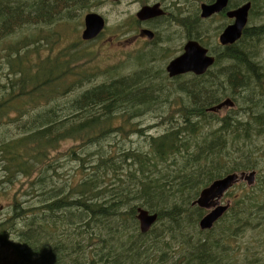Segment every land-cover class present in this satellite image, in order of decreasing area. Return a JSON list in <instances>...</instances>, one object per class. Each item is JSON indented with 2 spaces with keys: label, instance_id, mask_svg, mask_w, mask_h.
Here are the masks:
<instances>
[{
  "label": "trees",
  "instance_id": "trees-1",
  "mask_svg": "<svg viewBox=\"0 0 264 264\" xmlns=\"http://www.w3.org/2000/svg\"><path fill=\"white\" fill-rule=\"evenodd\" d=\"M94 1L0 0V44L21 29L69 22ZM183 1L178 5L165 1L168 10L155 20L188 26L187 31L193 30L189 40L200 42L201 4L188 14L197 27L189 26L181 10L193 1L213 0ZM241 1L229 0L228 8ZM245 3H250L248 17L256 9L263 17L264 0ZM155 20L150 22L157 24ZM40 32L31 30L9 45L2 57L0 183L11 185L19 176L27 180L35 175L32 188L40 186L39 199L33 194L31 200H13L14 211L0 223V245L15 254L13 264H263L264 255L250 253L248 247L238 260L234 245L248 227L264 228V198L259 194L264 191V174L232 197L228 211L210 230L199 229L205 210L192 202L213 181L252 169L253 162H239L236 112L219 118L207 109L222 96L240 95L238 99L251 103L256 111L262 138L264 67L256 57L258 47L264 46V25H246L232 45L210 48L215 57L212 69L178 84L186 100L175 107V113L154 116L149 125L128 131L121 123L143 115L141 108L156 112L171 106L170 97L158 99V86L150 83L154 77L132 73L84 87L93 73L84 60L79 61L80 55L69 54L67 46L34 59L43 39L51 36L49 48L61 39L56 31L48 36ZM10 110L17 114L8 115ZM159 127H163L160 134L149 133ZM129 137H136L137 145ZM63 140H74L75 146L65 151L60 162L49 151L58 152L56 145ZM111 147L117 152L112 154ZM71 163L65 179H57L55 174ZM47 178L60 185L48 191L39 181ZM55 191L61 197H51ZM138 208L157 215L146 233L136 221ZM261 237L264 246V229Z\"/></svg>",
  "mask_w": 264,
  "mask_h": 264
},
{
  "label": "rangeland",
  "instance_id": "rangeland-1",
  "mask_svg": "<svg viewBox=\"0 0 264 264\" xmlns=\"http://www.w3.org/2000/svg\"><path fill=\"white\" fill-rule=\"evenodd\" d=\"M165 1L170 0H96L95 3L90 6V8L82 13L75 14L76 17L73 19H68L69 22H64L55 26H45L39 29H21L14 34L11 39L7 40L5 43L0 44V76L3 75L5 69L3 68L4 62L2 60L3 55L5 54L4 50L10 48L9 45L17 44L19 40L28 36L36 30L41 31L42 36H48L52 31H56L59 36H61L60 41L57 43V46L49 48L50 37L46 40L43 39L41 42L38 53L39 57L34 56V59L37 61L45 57L49 52H56L62 47L67 46L70 55L76 56L80 55L79 61L84 60L86 62L87 68L93 73V80L87 84H83L84 87L91 86L96 83H100L108 78H116L119 75H129L132 73H139V76L148 78L154 77L153 81H150L152 85L158 86L156 94L159 95V100H164L163 96L170 97L171 106L163 107L161 110L156 112H148L149 108H141V111L144 113L139 116L137 119L132 120L131 122L127 121L126 123H121L123 131H128L138 127V125L144 127L149 125L151 119L154 116L157 118L159 115H164L166 112L173 114L175 113V107L179 106L182 99L186 100V94L180 92L177 89L178 84H184L192 79L189 75H184L178 77L177 80L169 79L165 72V68L168 63L175 57L183 53V47L187 41H189L190 35L193 33V30L187 31L188 26H182L180 23L166 20H155L157 18L148 19L145 21H140L136 18V14L141 10L142 7L148 6L152 7L156 4L161 8L162 11L168 10V6H165ZM174 5H178L179 2H184L183 0H171ZM215 0L212 1V3ZM237 1V0H236ZM246 0H242L239 5H235L234 8H224L220 14L212 16L211 18H201L198 13V19L200 22V28L202 32V40L198 42L204 48L215 47L218 45V37L225 28L233 24V19H229L226 16V12L237 9L238 7L244 5ZM164 4V5H163ZM202 4V1L199 3L191 2L187 6H183L181 10L182 16L189 20L188 14L192 13V8L197 7ZM206 4V3H205ZM228 5V4H227ZM257 9L253 12V15L248 17L247 26H260L264 25V14L263 17L257 14ZM89 13H94L100 16L104 22L105 27L102 33L91 41H84L81 39V32L84 27V17ZM168 15V14H167ZM197 15V14H196ZM193 16V15H192ZM172 16H167L170 19ZM155 20L157 24H153L150 21ZM191 23L197 27V24L194 21ZM43 29V30H42ZM149 31L152 34V37L149 38L146 35H142L141 31ZM36 33L29 38L36 37ZM192 40V39H191ZM7 44V45H6ZM205 45V46H204ZM71 47V48H70ZM31 54H28V59L31 58ZM256 61L261 63L264 67V46L258 47V56ZM262 75L264 76V70H262ZM230 97V96H229ZM222 96L219 98L218 102L224 101L229 98ZM170 111V112H168ZM222 111V110H221ZM216 113L219 118L223 117L222 112ZM8 115L12 116L17 114L15 111H9ZM217 117V118H218ZM130 120V118L128 119ZM6 121V120H5ZM118 122V121H117ZM154 126V124H151ZM163 132V127L154 128L149 131L151 135H158ZM129 132H127L128 134ZM15 132L11 133V136H15ZM129 140L134 141L133 146L137 145L136 137H129ZM74 140H63L56 145L58 152L52 150L49 153L58 157L60 162H64V153L69 149L73 148ZM256 147H261L260 139L255 141ZM125 146H130L126 142ZM264 147V142H263ZM143 150H146V147H142ZM117 147H111V153L117 152ZM262 158V157H261ZM74 163L66 164L64 169H61L55 174V177L59 180L65 179L69 171H71ZM75 177L78 179L81 177L80 171L75 172ZM36 176L32 175L29 179H24V177H17L11 185L0 183V223L3 222V219L11 212L14 211L13 200L24 201L28 198L31 200L33 194L36 196V199H39L40 186L32 188L33 179ZM2 179L0 173V181ZM29 181V182H28ZM44 184L45 188L48 191H51L53 188L58 187L60 184L56 180H51L50 178L39 180ZM31 191L28 192L27 190ZM245 187L236 185L235 188L228 189L225 192V195L220 200L221 205H225L227 201L231 202L234 195H238L243 192ZM200 193V191H199ZM199 193L195 196L193 202H195L199 196ZM264 198L263 193H259ZM53 198H59L61 195L58 192H53L51 194ZM259 198V197H258ZM39 201V200H38ZM192 202V203H193ZM232 204V202H231ZM209 210H205L207 213ZM137 221V220H136ZM264 228H254L248 227L242 235L236 240L234 249L237 250V259L239 260V255L242 256V253L245 252L244 247L251 248L249 251L257 252L259 255H264V246L261 244V231ZM16 260L15 254L10 251L9 247H3L0 245V264H13ZM264 264V262H263Z\"/></svg>",
  "mask_w": 264,
  "mask_h": 264
},
{
  "label": "water",
  "instance_id": "water-1",
  "mask_svg": "<svg viewBox=\"0 0 264 264\" xmlns=\"http://www.w3.org/2000/svg\"><path fill=\"white\" fill-rule=\"evenodd\" d=\"M117 1V0H112ZM229 0H215L211 4L200 5V17L208 18L214 14H218L228 5ZM250 10V3L238 7L235 10L226 12L229 19H233V24L229 25L223 33L218 37V42L221 46H229L235 43L242 36V32L247 25L248 12ZM164 12L158 4L148 7L144 6L136 14V18L140 21H145L152 18L163 16ZM84 27L81 32V39L84 41L94 40L103 31L105 27L104 20L94 14L89 13L84 17ZM142 35L149 38L152 34L149 31H141ZM214 63V57L208 55L207 49L199 45L194 40L187 41L183 47V53L172 59L165 68L167 76L174 78L179 75L192 73L195 76H200ZM230 99H225L218 105L207 109L209 112L216 113L225 106H231ZM254 173L240 175L230 174L219 178L202 189L199 196L192 206H197L203 210H209L199 221L198 226L201 231L210 230L213 225L226 213L229 205H221L220 200L225 192L231 188L239 179L246 181L247 186L254 184ZM244 176V178L242 177ZM136 220L138 222L141 233H146L157 219L156 214H150L148 211L138 208L136 211Z\"/></svg>",
  "mask_w": 264,
  "mask_h": 264
},
{
  "label": "flooded vegetation",
  "instance_id": "flooded-vegetation-1",
  "mask_svg": "<svg viewBox=\"0 0 264 264\" xmlns=\"http://www.w3.org/2000/svg\"><path fill=\"white\" fill-rule=\"evenodd\" d=\"M220 15L224 16L223 14H220ZM210 54H212V53H210ZM260 65H262V64L260 63ZM261 68H263V67L261 66ZM210 69H212V68H210ZM210 69L207 71V73L210 71ZM224 72L225 71L223 70V73ZM187 75L191 76L192 79L198 78V77H195L191 74H187ZM181 76H184V75H179V76H176L174 78H178ZM263 85H264V80H263ZM239 96L240 95L236 94V96L234 98H232V99L229 98L232 101V105L228 106V107L227 106L223 107L221 112L223 113L222 114L223 118L228 116L229 113H232L234 111L236 112L237 128L240 132L239 146L241 148V156H242V158H241V160H239V162H241V163L244 162V163H248V164L253 162V164H250V166H252V169L235 171V172L229 173L227 175L237 174L240 177V175L249 174V173L253 172L255 174L254 180L256 181V178H258L260 176V174L261 175L264 174V147H263L264 134H263L262 138H260L261 147H259V146L256 147L255 141L259 140L258 125H257L258 119H257V116L255 115L256 111L252 110V108H251L252 104L251 103L245 101L241 97L240 98L242 100H239L238 99ZM235 100H237L236 101L237 105L235 103ZM262 133H264V128H263ZM227 175H225V176H227ZM242 177L244 178V176H242ZM255 181H254V183H255ZM240 184L243 187L245 186L243 179H239L233 185V188H235L236 185H240ZM227 203H229L231 205V202L227 201Z\"/></svg>",
  "mask_w": 264,
  "mask_h": 264
}]
</instances>
